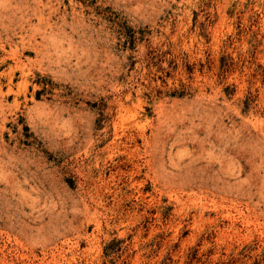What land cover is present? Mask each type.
<instances>
[{
  "label": "rangeland",
  "instance_id": "obj_1",
  "mask_svg": "<svg viewBox=\"0 0 264 264\" xmlns=\"http://www.w3.org/2000/svg\"><path fill=\"white\" fill-rule=\"evenodd\" d=\"M0 264H264V0H0Z\"/></svg>",
  "mask_w": 264,
  "mask_h": 264
},
{
  "label": "bare ground",
  "instance_id": "obj_2",
  "mask_svg": "<svg viewBox=\"0 0 264 264\" xmlns=\"http://www.w3.org/2000/svg\"><path fill=\"white\" fill-rule=\"evenodd\" d=\"M15 52V51H14ZM8 53V52H7Z\"/></svg>",
  "mask_w": 264,
  "mask_h": 264
}]
</instances>
